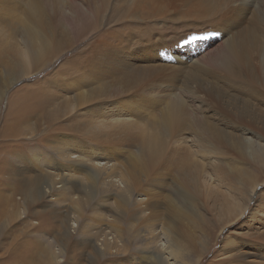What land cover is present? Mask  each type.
<instances>
[{
	"label": "rangeland",
	"instance_id": "1",
	"mask_svg": "<svg viewBox=\"0 0 264 264\" xmlns=\"http://www.w3.org/2000/svg\"><path fill=\"white\" fill-rule=\"evenodd\" d=\"M30 1L31 0H0V25L2 26L3 24L2 28L8 27L7 31H9L10 24L13 25L15 20H18V23L20 24V20L22 18H18L17 16L23 15L22 10H29L27 4ZM198 1H204L208 3L207 9H210V11H207L205 15L201 14L197 10V8L195 7L196 1L194 0H164L165 3L163 2L160 7L162 8L163 16L168 18H100V26L96 30H93L95 26L92 25L93 28L87 30L85 35L79 34L81 28L79 20L81 18H74V20L77 21H72L69 29L67 27V23L65 22V28L71 33L78 35L77 39L75 40L76 43L69 46L67 49L65 48L64 50H62L58 54L59 58H55L50 63H48V65L37 66L36 69L31 67L32 72L20 78L19 80L12 79L11 77L6 76V69L9 68L7 67V61H9L12 56L9 55L8 47L3 46L1 48L0 93L3 94V98L1 97L0 100V131L2 130L0 132V166L2 165L0 167V264H32L31 261H36L38 252L44 250L49 254L51 246L53 244V250L55 251L53 253H56L55 256L57 258L55 260L56 264H160V260L158 258L157 261L154 259L152 262L147 261L139 252V249H142V246H138L136 243L144 244V240L141 237L133 238L127 235V231L129 230L128 224L130 223V221L127 220V216H124L125 214L123 215L125 218L122 222L124 224L121 223L120 225L114 224V222L111 221L112 219L110 212L106 208H103L102 210V212L104 213L103 219L100 220V218H97V216L94 214L96 212H94L95 210L93 211L92 207L95 205L94 202L96 200H94L95 196L93 194H95L96 196L99 195L98 193L102 189V185L100 182L98 186H95V188L93 187L92 182H90L91 189L89 188L88 190L89 194L87 192V194L84 196V201L81 203V208L83 207V211L81 210V212H76L78 211H75V209H77L76 206L77 203H79V197L82 196L84 191H86V189H83V186L77 185L76 189L78 190V192L75 191L76 194H68L65 193L61 188L62 184H57V189H53L51 193H46L44 195L42 187L45 188L48 184H51V181L48 180L46 182L45 180H37L36 176L37 174H39V171L43 172L45 170L46 172L53 171L55 174L57 173V171L63 172L60 170V167L59 169H53L54 166H60L61 162H63L57 158V154L51 153V141L54 139H56L58 142H62L64 139H69L71 142L74 141L79 144H85L88 147L104 148L106 147L105 143H103V139L105 138V140L110 141V145L115 147L119 153L116 158L118 161L117 163H120V166H122L123 169H126L129 166L128 162H130L132 166L133 161H131L130 159L134 158V156L138 154L140 147L137 140L138 134L142 129L145 128V126H148V122H153V120L155 121V117L158 118V115L162 112L165 103L171 97H175L178 93L181 94L180 91L182 89L183 83H188L191 86L194 85L196 74L208 79L217 74L219 70L218 68L226 56V52L224 50V47L226 46V41L224 39L225 34L223 35L222 32L227 33L228 24L234 23L236 24L234 26L241 25V27H245L244 25L252 23L251 17L239 11L240 8L246 6V2L238 0ZM214 1L216 2L214 3ZM60 4L65 5L66 0H61ZM141 5V13L150 12V9L147 7L146 3H143ZM16 10H20L22 14H20L19 11L15 13ZM112 10L113 8H111L109 14H112ZM252 11H254V9ZM4 14L6 17H4ZM171 16H177L178 18H170ZM50 17L53 18V14ZM50 17L45 18L47 20L46 22L48 24V28L55 26V22L53 20L54 18L50 19ZM12 18L13 21H11ZM84 19L87 22L88 18ZM201 25L207 27L204 28L201 27ZM71 26L73 28H71ZM189 26H198L199 33H197V38L202 34L199 39L200 41L198 40L199 44L200 42L204 44L206 41L208 44V42L212 40L222 38L220 45L216 46L209 53V55L204 57L203 55L205 51L203 47L199 49L197 47V49L190 52L189 49H193V44L191 43V35L187 33ZM11 28L9 32H11ZM121 28H123V30ZM116 29H119L122 32L120 38L123 34L125 35V33H130L133 37L132 42L129 43V45L124 47V43L120 46L121 49L123 48V53L114 50V42L113 50L107 51L105 43H107L108 40L102 38L104 34H108L111 37H114ZM204 29L210 30L208 35H206ZM7 31L5 30L4 32L6 33ZM155 31H157V34H155L153 37H150V32L154 33ZM2 32L3 31L0 32L1 36ZM9 34L6 33L10 40L6 37L5 39L6 41L11 43L16 37L12 39ZM96 40L98 41L96 42ZM147 40L150 42V45H144ZM93 42L96 43L93 44ZM158 42H161V44H157ZM8 45L10 44L8 43ZM169 45H173L175 49L174 52L179 57H183L188 54V57L185 59L186 63L193 64L195 65V67L193 68L191 66H187L185 62L183 63V65H180L178 61L179 58L177 57L175 60L172 59L173 56L166 59L165 56L168 54ZM3 50L6 51L3 52ZM94 51H96L98 54L94 53ZM93 57L95 59H93ZM192 59H195L196 61L191 62ZM95 64L96 66H94ZM119 65L122 67L121 70ZM27 66L30 69V65ZM85 69H89L93 72L94 77H92L91 81L95 79V82L93 84L94 90L91 92V94L97 90L96 87L98 84L96 83V80L102 78V76L105 74L112 75L114 73L115 77L118 75L116 78L117 80H120L121 78L123 79L124 73H126L125 75L127 76H131L130 78L133 80V85L129 86L130 88L127 91L129 92L130 90V92H126V95H123L124 98H113L114 100L108 99L106 100V102L108 103L110 101H113V103L107 105H110L111 107H113L114 105L117 106V108L115 109L118 112H120L121 109L126 111L125 114H130V117L132 118L134 124H136L137 126L141 125V128H134L135 130L132 129L131 131H129V134L127 133V131H125L124 134L118 136V138L113 136V138H116L117 141H114L112 138L108 137L116 133L115 131H111L112 129H109L110 127H112V125H107L108 128L107 126L103 127L104 130L103 128H100L102 130L98 129V131L94 132L95 134L93 136L87 133H79V131L77 132V130L69 131L70 124L72 123L69 120L75 119L76 123H78V120H80V118L83 119L84 112H87L89 108L93 109L91 114L92 116L95 115L94 117L95 119H98V121L104 120V118L109 114L107 110L97 112L94 108L97 106L102 107L103 104H98V102L94 103L93 98L86 102L88 104L87 106L81 107V109L80 107H77L78 111L81 112V116L79 115L75 118L72 115L71 108L67 106L69 104L72 107L73 105L77 104L75 95H78L79 92L83 91L87 93V88L86 85H84V82H82V78L80 79V77H78L79 75L75 74V70H80L82 73ZM139 71H145V77L143 76L142 80L140 79V77H138V79L134 76V73ZM148 76L149 79H147ZM132 77L135 78V80ZM9 79L12 80L10 81ZM122 79L120 81H122ZM154 81H157V87H154ZM168 83H170V88L166 91V88L164 87V89L163 86ZM99 87H101V85H99ZM127 87L124 86L123 89H126ZM149 90L151 91L148 92ZM159 91H163V93L161 94ZM199 93L203 105H208V107L214 105V98H211L208 92H204V89H201L199 90ZM155 95H157L158 97ZM227 101H229V99H227ZM50 102H54L53 105L56 104V107L58 108L59 106H61L60 115L62 117H60V121H52L51 117L54 115L49 110H44L42 108L43 105L46 106ZM223 104L225 107L226 102H224ZM191 106L192 105L190 104V107ZM204 108L206 109V106ZM211 113L212 111L209 112V114ZM231 113L232 111L228 112V114ZM31 114H34V116L32 115L33 117H31ZM152 115H154V118ZM19 116H23L24 118L20 119ZM150 118L153 119L151 120ZM20 121H23V124H21ZM248 126L253 127L249 128ZM246 127L247 128H245V130L249 134L247 135V133L245 132L243 135L246 136V138L249 136L248 139L254 140L253 142L257 143L258 145H264L263 133L261 131L259 132V129L257 130L256 127H254V125L252 124L250 125V123H247ZM188 135L189 134L186 132L185 134H183V136ZM172 138V141H175V143H177L182 138V135H172ZM175 143L173 144V147L176 145ZM233 149L234 148H232L231 146H228V149L226 147L225 150L223 148V150L225 151V154L223 151V159H226V156L224 155H226L227 153L228 158L234 160L241 152L238 149ZM226 150L229 151L227 152ZM38 151L44 154L50 152L49 154H51L54 162L48 163L43 169L37 167L34 163L35 161L33 158V154ZM182 152L191 154L193 156V159L194 155L196 154L195 157L198 162L196 159L195 162L199 165H193L192 162L194 160H191L192 162H189L192 164L191 168L194 169V171L198 167H200V169H203V167H201V164L202 162H204L202 158L205 153L203 154L202 150H200L196 146L191 148V150L183 149ZM198 153L201 154V156H197ZM17 156H21L23 159L26 158L27 160L25 159L21 163L17 159ZM76 156L77 155H72V157ZM240 159L242 158L238 155V158L235 160L240 161ZM243 159L245 162L241 160L239 168H242L245 164H248V167L250 166L252 169L258 172V169H261V166L264 165H261L260 162L254 161V159H251L250 156L247 157V160L244 157ZM134 164L135 167L132 169H138L137 171H135V173H137L138 176L144 175L143 171H145V168L142 169L140 166L139 168L137 166L138 164L136 165L135 162ZM158 167L159 169H155V171L151 173L152 177H148V179H146L144 182H139L137 193L144 192L146 194H149L150 192L153 193L154 191H158L157 204H159L160 207L158 208V212L155 215H160L163 222V220L165 221V219L168 220V218L165 216L167 215L165 208L169 203V197L174 199L173 193L176 191V181L178 180L174 177V175L170 173V175L168 174V172L170 171L168 166V168L166 167L167 169L164 165H157V168ZM79 173L80 177H82L84 174L83 170H79V172H74L72 174H74V176H77ZM199 173L200 175H198V173L194 174L195 178L192 179L191 186L187 187L186 190L189 191V194L194 193L198 196V198H200H197L198 200H195V204L196 206H198L197 211H205V214L190 212L191 221L186 220L174 224L172 222V229L174 227L173 231H176L181 224L180 230L183 232L182 227L185 228L189 225V229L186 231V233L191 234L193 232L196 234L194 241L197 245L205 244V251L203 252V255H201L199 264H249L250 262H253L254 264H262L264 262V257H262L263 261H260L261 259H259L256 254H260L262 251H264V210L260 208V199H258V196L261 197L264 192V174L262 175L260 181L257 197L255 196V198L253 199L250 209L245 212L244 216L239 221L222 229L224 224H226L225 222L227 221L229 216L227 215L225 209L220 208L218 201H215L213 198L210 199V196H221V200H224L223 189L219 186L217 189V186L214 185L217 183H215V179L213 180L214 184L212 186L209 183L206 184L203 176L201 177L200 171ZM43 174H45V172H43ZM25 178H27V180H25ZM54 178H56L57 180L56 176ZM24 180L26 182H24ZM149 180L156 182L158 184V187H151V183L149 182ZM87 181L89 182L88 179ZM158 181H160L161 183ZM33 183L34 187H32ZM141 183L143 184L141 185ZM93 184L96 185L98 184V182L94 181ZM24 186L25 188H23ZM196 186H199V188H197ZM208 186L210 188H208ZM213 186H216L215 189ZM22 188L23 190H21ZM25 189L26 191H24ZM48 189L49 188H47L45 191H49ZM206 189L208 191L212 189L213 191L211 190L210 194ZM94 191L96 192L94 193ZM216 193L218 195H216ZM236 194V198L238 197L239 199V194ZM143 199H145L144 201H146V203L147 200H149L147 195L145 196V198L143 197ZM112 200L115 203H113ZM112 200V202L110 201L111 206L115 204V207H117L116 199ZM91 203H93V206L91 205ZM152 203L153 202H151V204ZM130 206L131 207L129 208V211H132L134 209V206ZM123 210H125V212L127 211L126 208H124ZM252 211H254V214L250 217L249 214ZM78 215L81 218H79V222H81L80 224H85L89 221V224L92 223L96 228H101L107 231L114 226H119V229L121 231H125V242H127V245L121 247L123 241L121 243V240H119V243H117L114 248L119 247L117 249H120L119 251L121 252H117L116 254L111 256L106 255V257L98 256L96 254V251H94V247L86 244L82 245V241L84 239L80 235H78L79 222L77 223L76 221H74V217H77ZM197 217L198 220L203 221V226L199 224L196 219ZM106 218L107 221L105 220ZM86 219H88V221ZM162 222L158 223L159 230L156 232L157 242L159 246L162 244V242L164 243V241L165 243H167V235L171 234L169 230L167 232V235L162 234ZM108 223H110L111 225L113 223L114 225L110 226L109 224L107 226ZM190 224H193L192 227ZM194 224H198L197 228H195ZM76 225L77 227H75ZM201 227L205 228L204 232L202 231ZM67 228H70V239H68L64 235ZM131 230L133 231V234L138 232V225L136 224L135 226L134 224V229L132 227ZM199 231L202 232L200 233ZM247 233H260V236L263 240H256L255 237L246 236L245 234ZM112 237L113 236L109 238ZM64 240L66 241L64 242ZM59 243L60 246L58 245ZM224 250H227L228 256L234 255V257L225 259L226 254L224 253ZM194 253L195 258H197L196 255L197 253H200V251L196 249V251L194 250L193 254ZM254 255H256L257 258L253 257ZM166 256L170 258L167 254ZM49 259L54 260L52 259V256H50ZM170 259L169 261H171ZM165 264L167 263L165 262Z\"/></svg>",
	"mask_w": 264,
	"mask_h": 264
},
{
	"label": "bare ground",
	"instance_id": "2",
	"mask_svg": "<svg viewBox=\"0 0 264 264\" xmlns=\"http://www.w3.org/2000/svg\"><path fill=\"white\" fill-rule=\"evenodd\" d=\"M194 1H196L195 7L201 14L205 15L207 11H210V9H207V2L198 0ZM238 1L246 2V6L240 8L239 11L251 17L252 23L244 25L245 27H241V25L234 26L236 25L234 23L228 24L227 33L222 32L223 35L225 34L224 39L226 41V46L224 47V50L226 52V56L219 66L217 74L213 75L210 79L196 74L194 85L191 86L188 83H183L182 89L180 91L181 94L178 93L175 97H171L165 103V106L163 108L164 111L162 110V112L158 115V118L155 117V121H147L149 123H147L148 126H145V128L142 129L137 136L140 147L138 154L134 156V158L130 159L131 161H133L132 166L131 163L128 162L129 166L126 169H123V167L120 166V163H117L118 161L116 158L119 153L115 147L110 145V141L105 140V138L103 139V143H105L106 146L104 148L88 147L85 144H79L74 141L71 142L69 139H64L63 141L61 140L62 142H58L56 139H54L51 141V153L57 154V158L63 162H61L60 166H54L53 169H59L60 167V170L63 172L57 171V173L55 174L53 171L46 172L45 170L43 171L45 172V174L39 171V174H37L36 176L37 180H45L46 182L48 180L51 181V184H48L45 188L42 187L44 195L46 193H51L53 189H57V184H62L61 188L65 193L68 194H76V192H78V190L76 189L77 185L83 186V189H86V191H84V195L82 194V196L79 197V203H77V209H75V211H78L76 212H81V210L83 209V207L81 208V203L84 201V196L87 194V192L89 194L88 190L89 188L91 189L90 182H92L94 188L95 186H98L100 182L102 185V189L98 193V196L93 194L96 197L95 199V197L93 196L94 200L96 201H92L95 205L93 206V203H91V205L93 206V211L95 210L94 212H96L94 214L101 220L104 218V213L102 212V210L103 208H106L110 212L112 219L111 221H113L114 224L118 225L123 222L125 218L124 216H127V220L130 221V223L128 224L129 230L127 231V235L133 238L141 237L144 240H142L144 244H136L138 246H142V249H139V252L147 261L152 262L153 259L157 261L158 258L160 260V264H165V262L167 264H199L201 255H203V252L205 251V244L197 245L194 241L196 234L193 232L191 234L186 233V231L189 229V225L185 228L182 227L183 232L180 230L181 224L176 231H173L174 227L172 229L174 223H180L181 221L190 220V212H197V214H203L205 212H198L199 210L197 211L198 206H196L195 200L198 198V196L194 193L189 194V191L186 190L187 187L191 186V181L193 178H195L194 174L198 173V175H200L199 171L201 172V177L203 176L206 184L209 183L212 186L214 184L213 180L215 179V183H217L214 185L217 186V189L218 186L223 189L224 200H221V196H210V199L213 198L215 201H218L220 208L225 209L227 215L229 216L227 221L225 222L226 224H224L222 229L239 221L244 216L245 212L250 209L255 196L257 197L260 181L262 175L264 174V165L261 166V169H258L257 167V169L259 170L257 172L250 166L248 167V164L244 163L245 161L243 157L247 160V157L250 156V158H253L254 161L260 162L261 165L264 164V145H258L257 143L253 142L254 140L248 139L249 136L246 138V136H244L243 134L245 132L247 133L245 128H247V123H250V125H254V127H256L257 130L259 129V132L261 131L264 135V0ZM60 2L61 0H31L27 4L29 10L27 11V9H24L22 10L23 15L17 16L18 18H22L20 20L21 23L19 24L18 20H15L13 25L9 23L10 28L12 27L11 32H9L10 28L9 31H7L8 27H3V29V24L2 26L0 25V32H4L6 30L7 34L11 33L9 35L12 39L16 37L15 39H13L14 41L10 43L5 39V37L9 38L5 32L4 35L3 32L2 36L0 35V50L3 46H6L8 47L9 55L12 56L10 60L7 61V67L9 68L6 69V76L11 77L12 79L19 80L20 78L31 73L32 68L36 69L37 66L41 65L46 66L55 58H59L58 54L62 50H64L65 48L67 49L69 46L76 43L75 40L77 39L78 35L71 33L65 28V22L67 23V27L69 29L72 21H77L74 20V18H81L79 20L81 24L79 32L80 35H85L87 30L93 28L92 25L95 26L93 30H96L100 26V18H168L163 16V11L160 7V5L163 4L164 0H66L65 5H61ZM215 2L216 1H214V3ZM143 3L147 4V7L150 9L149 13H141L140 8L142 6L141 4ZM111 8H113L112 14H109ZM253 9L254 11H252ZM18 11L20 12V10H16L15 13ZM22 12H20V14H22ZM52 14L54 19L50 17ZM4 17H6L5 14ZM23 17L30 19H25ZM49 17L50 19L54 20V27L48 28V24L46 22L47 20L45 18ZM84 18H88L87 22ZM170 18L178 17L171 16ZM11 21H13V18L11 19ZM201 27L206 28L207 26L201 25ZM71 28L73 27L71 26ZM121 29L123 30V28ZM204 31L206 32V35H208L210 30L204 29ZM115 32L116 33L114 37H111L108 34H104L102 36V38L108 40V42L105 43L106 49L107 51H112L114 42V50L123 53V48L121 49L120 46L124 43V47L129 45V43L132 42L133 37L130 33H125L126 36L123 34L120 38V35L122 34L121 30L116 29ZM187 33L191 35V43L193 44V49H189L190 52L197 49V47L198 49L203 47L205 51L203 57L209 55V53L216 46L220 45L222 40V38H219L208 42V44L207 41L204 44L201 42L199 44L198 40L200 39V36L202 34L197 38V33H199L198 26H189ZM155 34H157V31H155L154 33L150 32L149 35L150 37H153ZM98 40H96V42ZM8 43L10 45H8ZM95 43L93 42V44ZM157 44H161V42H158ZM144 45H150V42L147 40ZM4 51L6 50H3V52ZM174 51L175 49L173 45H169L168 54L165 56V58L168 59V57L173 56V60H175L176 57L179 58L178 61L180 65H183L184 62L186 63L185 59L188 57V54L186 56L179 57L175 54ZM94 53L97 52L94 51ZM93 59L95 58L93 57ZM194 61L196 60L192 59L191 62ZM27 65H30V69ZM186 65L193 68L195 67V65L193 64L186 63ZM94 66H96V64ZM119 67L121 70L122 67L120 65ZM144 72L145 71L135 72V78L140 77V79L142 80ZM75 74L79 75L78 77H80V79L82 78V82H84V85H86L87 93L83 91L79 92L78 95H75L77 104L73 105L72 107L69 104L67 105L69 108H71L73 117L75 118L79 115L81 116V112L78 111L77 107H80L81 109V107L87 106L88 104L86 102H88L91 98H93L94 103L98 102V104H103L102 107H98L96 105L98 108L95 107L94 109L97 112L107 110L109 114L104 118V120L98 121V119H95V115L92 116L91 114L93 109L89 108L87 112H84V117L88 118L83 117L84 120L80 118V120H78V123H76L75 119L69 120L70 122H72L70 124L69 131L77 130V132L79 131V133H87L93 136L95 134L94 132L98 131V129L106 127L107 125H112V127H110L109 129H112L111 131H115L116 133L108 137L112 138L114 141H117V139L113 138V136L118 138V136L123 135L125 131H127V133L129 134V131H131L132 129L141 128V125L137 126L136 124H134L132 118L130 117V114H125L126 111L121 109L120 112H118L115 109L117 108V106L114 105L113 107H111L110 105H107L113 103V101H110L108 103L106 102V100L108 99L114 100L113 98H121L123 97V95H126L125 93L130 88L129 86L133 85V80L130 78L131 76H127L125 75L126 73H124V78H121L122 81H120L121 79L117 80L116 78L118 75L115 77L114 73L112 75L105 74L102 76V78L98 79L99 81L96 80V83L98 85L97 87H95L97 88V90L94 91L92 95L91 92L94 90L93 84L95 82V79L91 81L92 77H94L93 72L89 69H85L82 73L80 70H75ZM135 78L133 79L135 80ZM12 79L9 80L11 81ZM147 79H149V76L147 77ZM99 85H101V87H99ZM124 86L128 87L126 89H123ZM154 87H157V81H154ZM163 88L167 91L170 88V83L165 84ZM201 89H204V92H208L211 98H214V105H211L209 107L208 105H203V102L201 101V98L199 96V90ZM150 91L151 90H149L148 92ZM160 93L162 94L163 91ZM2 96L3 94L0 93V100ZM227 99H229V101H227ZM224 102H226L225 107L223 104ZM53 103L54 102H50L46 106L43 105L42 108L44 110H49L54 115L51 117L52 121H60V117H62L60 115L61 106H59V109L58 107H56V104L53 105ZM190 104L192 105L191 107ZM205 106L206 109L204 108ZM210 111H212L211 114H209ZM231 111L232 113L228 114V112ZM32 115L34 116V114H31V117H33ZM152 116L154 118V115ZM19 117L20 119L24 118L23 116ZM20 123L23 124V121H20ZM248 127L250 128L253 126ZM185 132L189 135L183 136ZM179 134L182 135L180 141L177 143H175V141H172V135ZM248 134L249 133H247V135ZM174 143L176 145L173 147ZM196 146L203 151V154H205L202 158L204 162H202V164L199 162L203 169H200V167H198L197 169L199 170L196 169L197 171H194V169L191 168L192 164L195 166L199 165L195 162L196 154L194 155L193 159V156L191 154L183 153L182 150H191V148ZM228 146L241 151L238 155L242 158L240 159V161L243 160V163L245 164L242 168H239L240 161L235 160L238 158V155L234 160H231L228 158V155L226 153V155H224L226 156V159H223V151L226 149V147L228 149ZM49 153L44 154L40 151L35 152L33 154L35 165L43 169L48 163H53V158ZM199 153L197 154V156H201V154ZM72 155L77 156L72 157ZM17 159L22 163L26 158L23 159L21 156H17ZM191 160L194 161L192 162ZM190 161L192 162V164L189 163ZM134 162L136 163V165L138 164V167L140 166L142 169L145 168V171H143L145 176L139 175V177L138 174L135 173V171H137L138 169H132L135 167ZM157 165H164L165 168L168 166L170 170L168 174L170 173L174 175V177L178 180L176 181L177 185L175 184L176 191L173 193L174 199L169 197V203H166L167 207L165 208V210L167 215L165 216L168 218V220L165 219V221L163 220V222L160 215H155L158 212V208L160 207V205L157 204L158 191H154L153 193L150 192L149 194H146L144 192L137 193L139 182H144L146 179H148V177L150 178L151 173H153L155 169H159V167L157 168ZM79 170H83L84 174L82 177H80V173L77 176H74V174H72L74 172H79ZM55 176L57 177V180L56 178H54ZM87 179L89 180V182L87 181ZM25 180H27V178H25ZM25 180L24 182H26ZM94 181L98 182V184H93ZM149 182L151 183V187H158V184L156 182L151 180H149ZM142 184L143 183H141V185ZM32 187H34V183ZM23 188H25V186ZM23 188L21 190H23ZM47 188H49L48 190L50 192L45 191ZM197 188H199V186ZM208 188L210 187L208 186ZM211 190L207 191L210 193ZM24 191H26V189ZM95 192L96 191H94V193ZM236 193L239 194V199L238 197L236 198ZM146 195L149 199L147 200V203L146 201H144L145 199H143V197L145 198ZM216 195L218 194L216 193ZM112 199H116L117 207H115V204L111 206V202L113 201ZM258 199H260V208L264 210V192L261 197L258 196ZM151 202H153L154 204H151ZM113 203L115 202L113 201ZM130 205L134 206V209L132 211H129V208L131 207ZM124 208L127 209V214L125 210H123ZM253 214L254 211L250 212V217L253 216ZM79 218V215L77 217H74V221L78 223L81 219ZM196 219L199 224L203 226V221L198 220V217ZM86 220L88 221V219ZM105 220L107 221V218ZM160 222H162V234L167 235L168 230L171 234L167 235L168 242L165 243L164 241V243L162 242V244L159 246L157 242L156 232L159 230L158 223ZM80 223L81 222H79L78 224V235H80L84 239H82V245L86 244L94 247V251H96V254L100 257H106V255L111 256L116 254L117 252H121L119 251L120 249H117L119 247L114 248V246L119 243V240H121V243L123 241L121 247L127 245V242H125V231H121L119 229V226H114L113 228L109 229L110 231H107L101 228H96L92 223L89 224V221L85 224ZM109 224L110 223H108L107 226ZM114 224L112 223V225L110 224V226H113ZM134 224L135 226L136 224L138 225V232H136L135 234H133V231L131 230L132 227L134 229ZM197 225L198 224H194L195 228H197ZM75 227H77V225ZM201 229L203 232L205 231L204 227H201ZM69 230L70 228H67L64 233L65 237H67L68 239L71 238V232ZM245 235L249 237H255L256 240L262 239L260 233H247ZM111 236L113 237L109 238ZM65 241L66 240H64V242ZM53 245H50L51 249L49 254L44 250L38 252L36 261H31L32 264H54L57 258L55 256L56 253H53L55 252L53 250ZM58 245L60 246V243ZM196 249L200 251V253H197L196 255L197 258H195V253L193 254L194 250L196 251ZM224 253L226 254L225 259L234 257V255L228 256L227 250H224ZM166 254L171 259L168 258ZM256 255L259 259H261L260 261H263L262 257H264V251ZM256 255H254L253 257L257 258ZM50 256H52V259L54 260H50ZM169 259L171 261H169ZM249 264L254 263L250 262ZM262 264H264V262Z\"/></svg>",
	"mask_w": 264,
	"mask_h": 264
}]
</instances>
